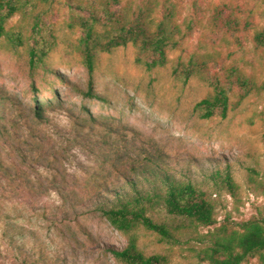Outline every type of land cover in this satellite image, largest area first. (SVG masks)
I'll return each instance as SVG.
<instances>
[{
    "label": "rangeland",
    "instance_id": "rangeland-1",
    "mask_svg": "<svg viewBox=\"0 0 264 264\" xmlns=\"http://www.w3.org/2000/svg\"><path fill=\"white\" fill-rule=\"evenodd\" d=\"M130 1L135 6L140 0ZM174 1L183 30L189 23L193 30L171 53L173 60H187L201 45L222 44L227 62L264 80V49L252 41L253 30L264 26V0ZM224 3L255 27L229 43L208 28L215 7ZM74 14L67 0L38 3L10 21L9 27L22 29L23 44L0 39V264H124L113 250L131 240L169 264L204 263L221 224L235 227L264 206V92L241 97L235 87L227 117L202 118L195 106L210 95L208 84L200 77L176 79L172 63L146 69L129 44L99 55L94 87L105 99L86 97L83 31ZM42 36L50 49L32 56ZM210 72L222 73L221 63H210ZM103 132L122 138L118 144L130 150L165 153L171 166L200 181L216 165L232 164L235 193L211 190L216 225L161 211L154 218L168 223L170 237L143 225L129 232L113 226L90 201L91 176L110 157ZM189 161L196 163L190 172ZM101 182L112 186L115 180Z\"/></svg>",
    "mask_w": 264,
    "mask_h": 264
},
{
    "label": "trees",
    "instance_id": "trees-1",
    "mask_svg": "<svg viewBox=\"0 0 264 264\" xmlns=\"http://www.w3.org/2000/svg\"><path fill=\"white\" fill-rule=\"evenodd\" d=\"M52 0H0V39L7 37L14 45L24 43V33L18 26L9 27L18 14L26 15L38 3ZM75 10L73 16L83 31L81 52L87 69V89L83 95L104 100L95 90L94 80L98 57L103 52L133 45L137 49L136 63L152 70L172 63L176 79L188 82L200 77L211 88L210 95L197 102L195 109L202 118L215 114L227 117L231 109V94L235 87L239 96L264 92V80L259 81L234 64L227 62L219 47L201 45L187 60H173L171 53L182 48L193 28L189 23L185 30L180 23L179 5L174 0H140L133 6L130 0H67ZM208 28L211 33H221L225 43L238 38V33L254 27L250 17L242 19L228 3L215 7ZM252 41L257 49H264V26L255 28ZM49 41L42 36L36 39L37 52L47 55ZM38 60H42L38 57ZM32 58V62H33ZM220 62L222 73H211L210 63ZM39 115V114H38ZM103 144L110 149V157L91 176L95 186L91 191L94 207L122 232H129L139 225L171 236L168 223L158 222L154 215L163 211L174 218H182L195 225L210 227L217 223V207L212 199V188L227 189L234 194L237 184L233 166L216 165L204 174L202 181L171 166L168 156L147 149L130 150L117 135L99 134ZM188 171L196 163L189 161ZM114 179L110 186L98 181ZM116 184V185H115ZM207 187V188H205ZM113 254L124 264H169L160 254L147 255L131 240L122 250ZM205 262L200 264H264V206L256 213L230 227L221 224L212 244L205 250Z\"/></svg>",
    "mask_w": 264,
    "mask_h": 264
}]
</instances>
